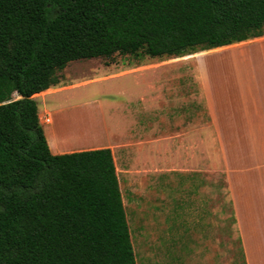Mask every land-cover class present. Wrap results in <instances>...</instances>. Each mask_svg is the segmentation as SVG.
Returning a JSON list of instances; mask_svg holds the SVG:
<instances>
[{
    "label": "trees",
    "instance_id": "16d2710c",
    "mask_svg": "<svg viewBox=\"0 0 264 264\" xmlns=\"http://www.w3.org/2000/svg\"><path fill=\"white\" fill-rule=\"evenodd\" d=\"M263 36L264 0H0V264H136L111 149H49L34 95L58 72Z\"/></svg>",
    "mask_w": 264,
    "mask_h": 264
},
{
    "label": "rangeland",
    "instance_id": "374dc122",
    "mask_svg": "<svg viewBox=\"0 0 264 264\" xmlns=\"http://www.w3.org/2000/svg\"><path fill=\"white\" fill-rule=\"evenodd\" d=\"M254 42L248 40L162 60L114 54L109 58L72 61L57 73L56 86L34 96L40 115L58 108L63 110L52 117L64 125L70 146L109 141V135L118 129L112 138L122 145L115 151V158L137 264H141L144 253V232L165 231L167 227L174 231L176 227L184 233L180 240L184 250L203 249V238L195 239L197 231L193 230L202 224L193 221V214L184 204L191 199H210L216 205L212 206V213L221 210V217L226 219V264H242L224 175L225 144L219 141L220 132L209 117L207 105L212 102L210 94L216 93L220 85L231 95L236 93L232 78L236 66L243 73L253 69L260 95L264 96V44ZM221 74L227 77L221 78ZM12 97L17 99L15 94ZM187 109L195 124L194 167L210 169L205 174L165 171L171 169L169 149L163 161L155 159V138L170 131L162 120L156 119L161 115L169 120L177 112L185 122ZM232 112L240 119L236 106ZM156 122L162 127L156 126ZM257 145L264 151L262 140ZM163 146L165 149L170 145L163 143ZM160 170L164 173H159ZM201 256L200 252L197 257Z\"/></svg>",
    "mask_w": 264,
    "mask_h": 264
},
{
    "label": "crops",
    "instance_id": "0c3cea01",
    "mask_svg": "<svg viewBox=\"0 0 264 264\" xmlns=\"http://www.w3.org/2000/svg\"><path fill=\"white\" fill-rule=\"evenodd\" d=\"M252 40L256 41L252 44H264V36ZM250 64L252 65L251 61ZM220 77L226 78L227 76L221 74ZM232 78L236 86V93L231 95L226 88L220 85L216 93L210 94L212 102H208L207 110L209 117H212L219 129V141L225 144L224 175L230 194L232 219L239 241L242 264H264V151H260L257 145L261 140L264 142V104L262 102L264 96L260 95L259 82L253 69L249 73H243L236 66ZM162 97L161 95V99H163ZM157 100L156 98L155 101ZM144 101L147 102V99ZM235 102L240 119H237L236 114L232 112L235 106L231 107V105ZM62 112L61 108L53 111L54 115ZM48 113L51 117L50 127L45 129L41 121L40 124L52 154L110 148L117 171L115 151L122 145L115 143L112 135L116 134L118 129L109 135V141L98 143L94 140L91 144L74 147L70 146V141L63 128L64 125L62 126L60 120L56 121L52 117V112ZM186 114L185 122L180 120V115L177 112L172 113L169 120L163 119L161 115L156 119V121L162 120V123L170 127V131H165L160 137L155 138L154 142L157 146L155 159L163 161L167 157V149H169L171 169L165 171L188 175L208 173L210 169L205 167L202 170H195L194 117L190 114L189 119L188 109ZM156 126L162 127L157 122ZM202 136H204V132ZM163 143H169V148L167 144L163 149ZM159 173L164 172L160 170ZM184 204L187 210L193 214V221L202 224L201 227H193V230L197 231V234H194L195 239L203 238V249L184 250L180 246V240L185 237L184 233L176 227L174 231H170L172 227H167L165 231L144 232L142 234L145 241L144 253L141 256V264H226V219L221 217V210H218V214L212 213L211 208L216 205L210 199H191ZM219 206L220 204H218ZM200 252L202 256L197 257Z\"/></svg>",
    "mask_w": 264,
    "mask_h": 264
},
{
    "label": "built area",
    "instance_id": "2783aa9c",
    "mask_svg": "<svg viewBox=\"0 0 264 264\" xmlns=\"http://www.w3.org/2000/svg\"><path fill=\"white\" fill-rule=\"evenodd\" d=\"M39 121L43 124H49L51 122L50 114L48 112H45L42 115L39 114Z\"/></svg>",
    "mask_w": 264,
    "mask_h": 264
}]
</instances>
